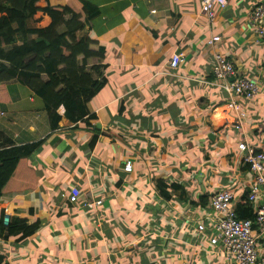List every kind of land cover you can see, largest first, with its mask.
<instances>
[{
  "label": "crops",
  "instance_id": "1",
  "mask_svg": "<svg viewBox=\"0 0 264 264\" xmlns=\"http://www.w3.org/2000/svg\"><path fill=\"white\" fill-rule=\"evenodd\" d=\"M85 1L97 11L77 37L102 54L100 69L88 71L102 87L89 96L73 93L85 99L86 115L71 121L60 106L55 124L23 82L5 85L0 151L38 146L26 161L36 188L0 195V211L38 228L23 241L0 240L1 264H223L212 233L198 226L212 223L214 193L226 190L236 210L244 206L252 174L237 145L264 152V44L248 25L264 0H227L213 23L201 13V0ZM49 25L42 13L26 22L29 30ZM213 36L220 42L207 46ZM175 53L183 62L170 69ZM215 54L256 83L255 98H231L218 87ZM158 181L168 186L166 198ZM72 188L80 192L77 204L67 201ZM259 197L264 203V193ZM85 201L101 204L86 210ZM161 229L171 242L161 241ZM196 233L203 243L193 241Z\"/></svg>",
  "mask_w": 264,
  "mask_h": 264
},
{
  "label": "trees",
  "instance_id": "2",
  "mask_svg": "<svg viewBox=\"0 0 264 264\" xmlns=\"http://www.w3.org/2000/svg\"><path fill=\"white\" fill-rule=\"evenodd\" d=\"M96 8L85 0H67L64 6H51L49 0H0V102L6 99V83L21 81L45 105L48 119L55 124L56 110L63 106L71 121L86 115L84 100H75L73 93L87 96L102 87L93 81L88 71H98L102 54L90 50L88 39H79ZM36 13L50 18L45 29L29 30L26 22ZM94 60V64L89 61ZM54 125V124H53ZM55 126V125H54ZM38 144L10 147L0 151V195L34 190V171L26 161ZM165 183L158 181L159 195L167 197ZM176 185H171V188ZM202 205L207 199L201 198ZM236 210L239 219L252 220L251 209ZM30 212V211H29ZM38 222L28 224L18 216L0 211V240L17 237L23 241L31 237ZM1 264V260H0Z\"/></svg>",
  "mask_w": 264,
  "mask_h": 264
},
{
  "label": "built area",
  "instance_id": "3",
  "mask_svg": "<svg viewBox=\"0 0 264 264\" xmlns=\"http://www.w3.org/2000/svg\"><path fill=\"white\" fill-rule=\"evenodd\" d=\"M227 0H201L200 11L207 23H213L216 17L215 9L223 10ZM248 25L257 43L264 44V5L256 6L248 17ZM220 37L213 36L207 41V46L220 42ZM183 62V56L173 54L168 67L176 69ZM213 78L218 87L231 98L249 101L258 95L256 83L238 76L230 61L219 54L214 55L212 68ZM234 108V106H233ZM243 115L239 114L234 120V129H240ZM238 151L243 154L242 165L248 167L252 174L248 193L243 202L251 209L252 220L239 219L228 191L214 193L210 196V205L214 217L210 226L199 225V231L209 230L212 233L210 243L220 250L224 258L223 264H264V203L259 202V196L264 193V152H256L251 147L240 143ZM125 172H131L130 163H125ZM79 190L72 188L67 196L70 204L79 201ZM101 201L83 202L81 207L91 210L99 206Z\"/></svg>",
  "mask_w": 264,
  "mask_h": 264
},
{
  "label": "rangeland",
  "instance_id": "4",
  "mask_svg": "<svg viewBox=\"0 0 264 264\" xmlns=\"http://www.w3.org/2000/svg\"><path fill=\"white\" fill-rule=\"evenodd\" d=\"M191 198H192V195H191ZM164 201H167V200H164ZM164 203L163 202H161V205H163ZM165 206H166V204H164ZM193 223V222H192ZM164 229H165V227H164ZM164 229H161V232L162 231H164V234H162L161 235V241L163 242V243H166V242H171V237L168 235V233L166 232V230H164ZM194 231V230H193ZM197 234V233H196ZM203 237H204V235H203ZM203 237H202V235H200V234H197V238L196 237H194L193 238V241H196L197 240V242H200V243H203L204 242V240L205 239H203ZM195 243V242H194ZM199 244V243H198ZM162 245V244H161ZM160 245V246H161ZM166 246V245H165ZM167 248H169L170 249V245H168L167 247H166V249ZM161 249H163V248H161ZM195 251H197V250H195ZM137 253H141V251H136ZM169 251H166V252H164V255L163 256H161L160 258H159V260L158 259H156V261H158V262H161L169 253H168ZM171 252V251H170ZM223 257H220V259H222ZM155 261V260H154ZM155 261V262H156ZM157 263V262H156Z\"/></svg>",
  "mask_w": 264,
  "mask_h": 264
}]
</instances>
